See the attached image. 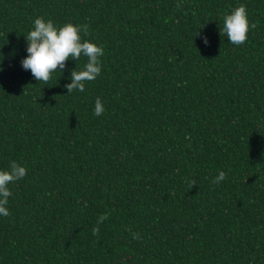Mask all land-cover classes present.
I'll use <instances>...</instances> for the list:
<instances>
[{
    "label": "trees",
    "instance_id": "1",
    "mask_svg": "<svg viewBox=\"0 0 264 264\" xmlns=\"http://www.w3.org/2000/svg\"><path fill=\"white\" fill-rule=\"evenodd\" d=\"M38 17L104 48L84 92L64 87L83 57L48 85L23 69ZM0 69V170L27 169L0 264H264V0H0Z\"/></svg>",
    "mask_w": 264,
    "mask_h": 264
},
{
    "label": "clouds",
    "instance_id": "2",
    "mask_svg": "<svg viewBox=\"0 0 264 264\" xmlns=\"http://www.w3.org/2000/svg\"><path fill=\"white\" fill-rule=\"evenodd\" d=\"M181 7L178 3L177 8ZM223 23L220 26L221 36H226L233 45L240 46L247 42L248 33L257 27L255 22H250L245 5L235 7L231 13L223 16ZM89 26L87 24L77 25L65 23L57 27L51 19L38 17L34 20V27L26 34L27 53L22 59L21 65L24 70L30 71L33 78L38 82L48 85L54 73H63L67 67V61H79L82 57L86 59L83 69L71 70V82L65 84L67 94L74 91L84 92L88 82L94 81L102 71L101 57L104 55V48L95 42L83 39L87 35ZM83 34V35H82ZM200 35L198 32L197 36ZM204 43H209L204 37ZM2 70V69H0ZM104 105L99 97L95 101L94 114L100 116L104 113ZM27 175L26 167L11 161L8 170H0V216L11 215L7 207L9 197L13 195L10 185L23 179ZM227 179V174L220 171L211 181L219 184ZM190 189L196 185L195 180L187 181ZM109 213H103L98 217L97 226L93 227L92 233L99 236V225L109 218ZM134 233V238H138Z\"/></svg>",
    "mask_w": 264,
    "mask_h": 264
}]
</instances>
